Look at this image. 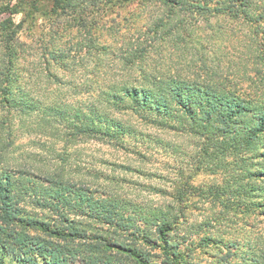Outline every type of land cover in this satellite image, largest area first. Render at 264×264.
Segmentation results:
<instances>
[{
  "label": "trees",
  "instance_id": "16d2710c",
  "mask_svg": "<svg viewBox=\"0 0 264 264\" xmlns=\"http://www.w3.org/2000/svg\"><path fill=\"white\" fill-rule=\"evenodd\" d=\"M119 1L0 0V264H194L193 235L205 231L199 246L215 242L204 229L214 219H188V181L164 193L163 204L136 203L114 189L68 178L62 167L40 169L38 151H18L16 141L31 134L49 153L57 152L50 139L62 142L65 149L56 155L64 163L66 147L77 141L92 138L124 149L126 136L151 139L139 125L185 132L196 139V170L225 169L228 176L223 187L200 191L201 197L226 210L236 204L246 215L264 214V0H157L165 18L152 20L144 38L117 50L125 70L119 80L107 81L103 69L102 79L91 81L87 96L76 102L63 98L62 90L29 84L32 77L20 62L26 51L18 37L22 19L14 22L13 14L27 5L28 16L49 3V13L77 14L85 26L88 12ZM222 15L247 29L238 40L246 60L239 64L238 57L231 77L218 80L216 67L198 51L202 39L192 34L199 20L214 28L211 18ZM164 33L189 54L179 68L149 61ZM87 40L77 46L95 51V68H108L112 61L102 64L105 45ZM43 50L44 77L58 90L60 78L50 66H67L68 55L53 45ZM241 258V264H264L263 254ZM212 264L230 263L220 257Z\"/></svg>",
  "mask_w": 264,
  "mask_h": 264
},
{
  "label": "rangeland",
  "instance_id": "374dc122",
  "mask_svg": "<svg viewBox=\"0 0 264 264\" xmlns=\"http://www.w3.org/2000/svg\"><path fill=\"white\" fill-rule=\"evenodd\" d=\"M23 7L24 10L13 14L12 19L14 22L22 19L18 37L26 44V51L20 62L28 73L26 75L32 77L29 84L41 88L47 86L55 91L62 90L63 98L72 102L83 101L87 96L85 89L94 79H102V74L99 73H103V69H106L104 71L107 81L119 80L125 70L115 58L116 53L120 52L117 50L136 38H144L143 33L150 27L152 20L165 18V12L157 0H120L97 12L94 9L95 11L88 12L86 17L83 16L84 20H89L85 26L77 14L57 16L49 13V3L43 5L40 10H32L28 16L27 5ZM90 20H95V23ZM211 22L214 28L199 20L193 28L192 37L202 39L198 51L204 55L211 67H216L217 79L223 80V77H231L229 73L235 69L231 64L233 66L238 62V57H242L239 64L246 60L245 51L238 40L243 38L247 29L227 15L212 17ZM91 36L97 43L105 45V54L100 55L103 57L102 64L112 61L108 68L102 65L95 68V51L77 46V43H82L83 40L89 44L87 39ZM164 36L165 39L157 42L150 51L149 61L159 68H179L189 58V54H184V48L169 42L172 34L167 36L164 33ZM45 45H53L68 55L67 66H50L51 71L60 78L61 88L58 90L54 82L50 84L52 79L44 77ZM190 54H193L197 66L192 69L198 72V55L193 48ZM219 71H222L221 75L218 74ZM200 74L202 75V71ZM242 85L246 86L247 82ZM124 115L123 119L129 117L127 113ZM131 120L135 121L134 118ZM139 129L151 139L126 136L128 146L124 149L92 138L77 141L66 147L64 163L58 158V154L56 155L65 149L62 142L49 140L50 145L54 144L56 153L46 152L48 146L43 147L36 143L35 139L38 137L33 134L23 136L16 142L20 144L18 151H38L41 154L40 161L36 163L40 169L62 167L68 178L81 180L91 187L105 186L108 191L114 189L115 193L136 203L163 204L167 197L164 193L172 191L175 185H181L177 184L180 181H188L191 188L188 187L185 197L190 202L187 210L189 221L203 224L207 219H214L211 225L204 227L209 231L207 233L214 237L213 244L199 246L198 241L204 230H198L199 234L192 237L194 264H212L220 257H224L230 264H241V256L249 258L255 254L264 255V214L256 212L246 215L239 212L240 208L236 204L226 210L218 201L210 202L208 198L201 197L200 191L223 187L228 176L225 169L216 172L196 170L192 162L198 150L196 139L185 132L171 129L162 130L146 125H139ZM33 140L35 142H32ZM220 196L225 201L228 199L226 194ZM32 212L40 214L41 211Z\"/></svg>",
  "mask_w": 264,
  "mask_h": 264
}]
</instances>
